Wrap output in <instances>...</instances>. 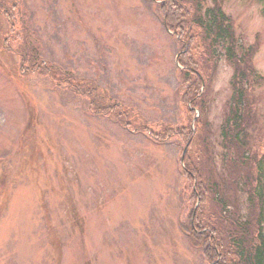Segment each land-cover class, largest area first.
Masks as SVG:
<instances>
[{
    "label": "rangeland",
    "instance_id": "1",
    "mask_svg": "<svg viewBox=\"0 0 264 264\" xmlns=\"http://www.w3.org/2000/svg\"><path fill=\"white\" fill-rule=\"evenodd\" d=\"M223 1L264 75V1ZM18 3L16 26L0 13V264H210L179 223L192 207L186 142L159 143L112 113H93L90 97L67 84L21 69L30 31L43 60L94 80L153 127L195 122L176 62L189 43L160 16L161 0ZM192 41L203 43L199 31ZM204 44L190 54L218 48ZM196 65L208 78L213 156L222 163L220 125L237 64L218 48ZM249 92L264 125V83Z\"/></svg>",
    "mask_w": 264,
    "mask_h": 264
},
{
    "label": "trees",
    "instance_id": "2",
    "mask_svg": "<svg viewBox=\"0 0 264 264\" xmlns=\"http://www.w3.org/2000/svg\"><path fill=\"white\" fill-rule=\"evenodd\" d=\"M207 1L161 0L160 7V16L167 26L173 32L183 31L182 39L185 45L189 43L185 57H179L178 71L185 86L181 100L195 122L165 124L160 129L153 127L144 116L112 100L94 80L77 78L73 71L54 67L43 60L41 40L30 31L23 37L19 51L21 69L25 75L42 73L60 85L67 84L82 96L90 97L93 113L103 116L112 113L121 124L135 132L148 133L159 143H167L173 136L182 138L188 145L181 162L192 184V207L184 219L180 217L179 223L188 234L191 246L201 249L210 264H264V152L256 146L264 147V125L259 123L256 112L258 100L249 92L254 83H264V75L259 74L252 63L253 45L239 44L231 17L223 8L224 1L212 0V4ZM18 8V0H1L0 13L15 26L14 15ZM195 30L200 32L203 42L196 46L192 41ZM204 43L217 44L221 52H226L237 64L231 79L233 90L229 107L220 125L222 137L218 141L222 163L213 156L215 129L209 118L212 102L210 93L206 92L208 78L196 65L199 60H205L207 53L215 55L218 48L199 51L198 57L190 54V49L199 50ZM245 58V67H242L240 64ZM197 110L201 114L198 118Z\"/></svg>",
    "mask_w": 264,
    "mask_h": 264
},
{
    "label": "bare ground",
    "instance_id": "3",
    "mask_svg": "<svg viewBox=\"0 0 264 264\" xmlns=\"http://www.w3.org/2000/svg\"><path fill=\"white\" fill-rule=\"evenodd\" d=\"M185 154H186V152H185ZM185 154H183V157H182V162L184 161Z\"/></svg>",
    "mask_w": 264,
    "mask_h": 264
},
{
    "label": "water",
    "instance_id": "4",
    "mask_svg": "<svg viewBox=\"0 0 264 264\" xmlns=\"http://www.w3.org/2000/svg\"><path fill=\"white\" fill-rule=\"evenodd\" d=\"M177 62L179 63V59L177 58ZM186 151V150H185ZM184 154H185V152H184Z\"/></svg>",
    "mask_w": 264,
    "mask_h": 264
}]
</instances>
